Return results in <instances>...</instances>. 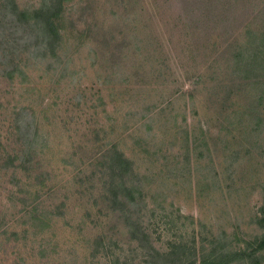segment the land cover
Here are the masks:
<instances>
[{
	"label": "rangeland",
	"instance_id": "obj_1",
	"mask_svg": "<svg viewBox=\"0 0 264 264\" xmlns=\"http://www.w3.org/2000/svg\"><path fill=\"white\" fill-rule=\"evenodd\" d=\"M263 238L264 0H0V264H201Z\"/></svg>",
	"mask_w": 264,
	"mask_h": 264
},
{
	"label": "trees",
	"instance_id": "obj_2",
	"mask_svg": "<svg viewBox=\"0 0 264 264\" xmlns=\"http://www.w3.org/2000/svg\"><path fill=\"white\" fill-rule=\"evenodd\" d=\"M37 17H43L45 20L48 19L49 23L43 22L42 31L43 35L46 37L47 45L49 49H54L56 46L57 41L60 39V36L57 30L53 27L54 23L51 21L52 14L44 9H40L37 11ZM38 23V22H37ZM120 162L124 164H130V161L127 158H124L121 153H118ZM13 161V160H12ZM129 195L132 194L129 192ZM261 249H264V238L261 241L256 242V247L253 249V252L247 254L245 251H234V252H210L201 264H230L234 261L246 259L248 255H254L259 252ZM253 258V256L251 257ZM254 259V258H253ZM256 260V259H255ZM183 264H190V263H183ZM192 264V263H191ZM194 264V263H193Z\"/></svg>",
	"mask_w": 264,
	"mask_h": 264
}]
</instances>
